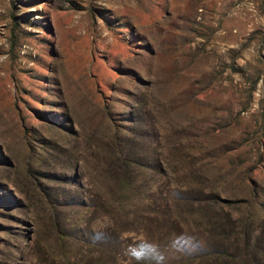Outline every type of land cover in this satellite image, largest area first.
<instances>
[{"label": "rangeland", "instance_id": "374dc122", "mask_svg": "<svg viewBox=\"0 0 264 264\" xmlns=\"http://www.w3.org/2000/svg\"><path fill=\"white\" fill-rule=\"evenodd\" d=\"M0 264H264V0H0Z\"/></svg>", "mask_w": 264, "mask_h": 264}]
</instances>
